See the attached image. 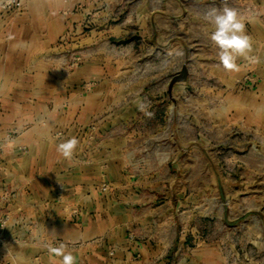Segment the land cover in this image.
<instances>
[{
	"label": "crops",
	"instance_id": "0c3cea01",
	"mask_svg": "<svg viewBox=\"0 0 264 264\" xmlns=\"http://www.w3.org/2000/svg\"><path fill=\"white\" fill-rule=\"evenodd\" d=\"M76 4L24 0L0 14V217L10 218L0 264H60L21 245L29 230L69 243L76 264H184V144L175 156L166 137L153 152L140 148L137 129L120 123L130 111L109 68L61 62L82 13L60 10ZM255 56L259 64H240L248 80L233 102L245 127L264 133V50ZM73 136L78 149L66 160L56 144Z\"/></svg>",
	"mask_w": 264,
	"mask_h": 264
},
{
	"label": "rangeland",
	"instance_id": "374dc122",
	"mask_svg": "<svg viewBox=\"0 0 264 264\" xmlns=\"http://www.w3.org/2000/svg\"><path fill=\"white\" fill-rule=\"evenodd\" d=\"M23 1L0 0V14L21 11ZM225 4L251 19L253 55L263 52L264 0H77L60 10L82 13L78 31L64 34L61 62L109 68L130 111L120 123L137 129L135 143L153 152L166 137L174 156L184 144V264H264V133L237 117L234 96L247 76L220 65L202 18ZM184 64L188 78L169 95Z\"/></svg>",
	"mask_w": 264,
	"mask_h": 264
},
{
	"label": "clouds",
	"instance_id": "9594fccd",
	"mask_svg": "<svg viewBox=\"0 0 264 264\" xmlns=\"http://www.w3.org/2000/svg\"><path fill=\"white\" fill-rule=\"evenodd\" d=\"M9 3L12 0H8ZM203 20L211 26L210 39L217 49V58L220 65L229 72H238L240 66L237 60L242 58L251 65L260 63L259 57L253 55L254 41L246 31V23L251 22L250 18L243 16L235 8L225 4L221 9L215 7L203 13ZM139 107L144 111V104ZM151 116L152 113L146 112ZM79 140L75 136L56 144V152L64 159L71 160L78 149ZM55 236V233L52 234ZM51 257L59 258L60 264H76V256L68 250L65 244L53 246L46 245Z\"/></svg>",
	"mask_w": 264,
	"mask_h": 264
},
{
	"label": "built area",
	"instance_id": "2783aa9c",
	"mask_svg": "<svg viewBox=\"0 0 264 264\" xmlns=\"http://www.w3.org/2000/svg\"><path fill=\"white\" fill-rule=\"evenodd\" d=\"M5 142L0 141V152L2 151V149L4 148ZM3 199H6L5 197H2ZM10 218H9V214L8 213H4V215H2L0 217V247L4 244V238L1 235L2 230L6 227V225L8 224ZM48 243H51L53 246H59L61 243L65 244L67 248H69L71 245L67 242L62 241L61 239H38L36 238L35 235H33V233L30 232V230L28 231V235L26 237H24L23 239H21V245H38L42 248L43 253H48L46 245ZM111 253V252H110ZM4 264H15L13 261H5Z\"/></svg>",
	"mask_w": 264,
	"mask_h": 264
},
{
	"label": "water",
	"instance_id": "95a60500",
	"mask_svg": "<svg viewBox=\"0 0 264 264\" xmlns=\"http://www.w3.org/2000/svg\"><path fill=\"white\" fill-rule=\"evenodd\" d=\"M189 70L187 64L181 65L180 69L175 73L168 82L167 90L170 95L172 87L177 82H185L188 78Z\"/></svg>",
	"mask_w": 264,
	"mask_h": 264
}]
</instances>
